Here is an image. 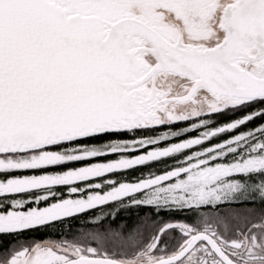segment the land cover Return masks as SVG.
<instances>
[{
	"label": "snow or ice",
	"instance_id": "obj_1",
	"mask_svg": "<svg viewBox=\"0 0 264 264\" xmlns=\"http://www.w3.org/2000/svg\"><path fill=\"white\" fill-rule=\"evenodd\" d=\"M262 153L264 0H0V264H94V242L13 250L3 238L41 230L45 215L114 223L98 213L157 207L144 200L187 176L179 168ZM136 169L148 172L119 178ZM236 203L264 213V201ZM176 223L152 233L153 251L184 235ZM131 232L117 226L108 243Z\"/></svg>",
	"mask_w": 264,
	"mask_h": 264
},
{
	"label": "trees",
	"instance_id": "obj_2",
	"mask_svg": "<svg viewBox=\"0 0 264 264\" xmlns=\"http://www.w3.org/2000/svg\"><path fill=\"white\" fill-rule=\"evenodd\" d=\"M237 115H240L237 113ZM231 116L216 117L217 122H223L230 119ZM261 121L257 119L254 124H250L247 127L252 128L254 125H260ZM184 124L176 125L174 127H185ZM166 128L157 129V134L160 131H165ZM197 133H190L188 136H194ZM188 136L181 137L179 139H186ZM225 137L221 136L218 139L223 140ZM176 142V141H173ZM218 142L213 140L209 142L214 144ZM197 161L188 165L187 168H179L173 175H179L180 172H186L187 176L201 168L196 166ZM168 167L172 166L169 162ZM164 166H155L151 170L157 171ZM148 169H136L131 172L120 174V179L135 180L141 178V173L147 174ZM259 175L248 176H234L231 180H234L237 184L236 187L232 184V188H235V192L231 194L230 198H223L220 202H209L191 204V202H182L177 197L170 199L169 189L174 184H168L167 186H161L156 188L145 200V203H153L157 207H135L131 203L121 204L109 208L105 212L98 213L101 216H108L109 212L112 213L115 222L111 220H105L103 224L97 226L94 217H88L87 219H73L68 217L66 219H56L54 223H44L43 228L38 231L25 233L18 236L4 237L3 244L5 247L11 245L14 249L23 246L25 243H32L34 241L47 240V243L54 245H67L76 244L90 248L93 242L95 243V249L106 257L114 260L128 259L136 256L139 252L143 251L153 240L152 233L157 229H163L167 224H171L172 221H176L180 224H185L195 230H203L204 228H214L222 234V239L225 241L233 240L236 237L248 232L245 228L248 227L247 219H256L257 221H263L264 213L257 210L256 206L240 208L236 202L244 200H255L257 202L264 201V170ZM185 176L184 179L187 177ZM182 179H177V184ZM253 180L257 182H253ZM219 185V184H218ZM226 186V185H225ZM219 187V186H215ZM177 195V193H176ZM221 194H219V197ZM242 196V197H241ZM186 205H185V204ZM191 205V206H190ZM119 210V214L116 215V210ZM178 209L181 210L186 216L195 217V221L192 224L184 223L183 217L170 216L169 210ZM251 212L253 215L249 217L243 212ZM222 213H227L223 215ZM243 214V216H242ZM237 217V219H236ZM243 218H246L243 220ZM243 220V221H241ZM111 224L109 233H104L101 229H104ZM127 225L128 229H132L130 238L128 241L118 240L115 244H109L108 241L113 239L112 233L117 230V226ZM133 225H136L133 228ZM254 231V229L252 230ZM177 237H180L177 239ZM177 239V240H176ZM170 243L168 245H181L183 238L177 232H169L168 239ZM166 241V242H167ZM179 245V246H180ZM178 246V247H179ZM180 251V249L178 250ZM176 250V253L178 252ZM5 254H0L4 256Z\"/></svg>",
	"mask_w": 264,
	"mask_h": 264
},
{
	"label": "rangeland",
	"instance_id": "obj_3",
	"mask_svg": "<svg viewBox=\"0 0 264 264\" xmlns=\"http://www.w3.org/2000/svg\"><path fill=\"white\" fill-rule=\"evenodd\" d=\"M217 155H223V153H217ZM196 161L198 163L196 166H204L198 168V170H194V172L189 174L185 179L183 178L177 184L172 185L169 189V194L171 195L170 199L177 197L182 200V202H191V204L194 203V205L200 202H220L223 198H230L231 194L235 192L236 189L232 188V184L235 185L238 182L236 183L234 180H231L232 177L236 176L234 175L235 173L242 172L247 174L264 170V153L248 156L246 159H243V162L236 161L235 163H217L215 165H209L206 159ZM216 185L219 187H215ZM236 186L237 185H235V187ZM219 194H221L220 197ZM243 213L247 214L248 217L253 215L251 212L247 211ZM49 219L56 220L60 218L45 215L35 222L44 224ZM245 219L246 218H243V220ZM262 222L263 221H257L256 219H247V224L245 225H248V227L245 228L244 231L251 227L250 230L240 235V237L227 241L222 239V234L214 228H204L199 231L185 224L176 223L173 226L179 227L184 233V235H181L183 241L181 245L179 244L180 246L168 245L166 243L170 242L167 241L160 247L159 251H153L156 247L154 239L143 251L136 254V256L128 259H120L118 261L129 264H148L156 262L162 258H168L176 254V250L178 251L186 241L185 236L190 238L197 233L207 232L213 236L218 244L231 254L233 259L239 261L241 264H264V224ZM253 229L254 231H252ZM179 238L180 237H177V239ZM59 246L51 243H47L46 245V247L49 248ZM85 249L88 248L76 244H67L65 247V251L82 252ZM92 250L98 253L97 257H106V255L100 254L95 248ZM198 253H204L205 255L200 256L197 260ZM19 259L23 260V256H19ZM179 264H222V262L212 254L205 243H200L196 249Z\"/></svg>",
	"mask_w": 264,
	"mask_h": 264
},
{
	"label": "water",
	"instance_id": "obj_4",
	"mask_svg": "<svg viewBox=\"0 0 264 264\" xmlns=\"http://www.w3.org/2000/svg\"><path fill=\"white\" fill-rule=\"evenodd\" d=\"M206 241L205 243L209 249L215 254L223 264H236L231 261L224 251L221 249L217 241L213 238L210 233L200 232L190 237L182 246L179 252L175 255L158 260L156 262L148 263V264H179L183 260H185L195 249L196 247ZM83 259L87 260L89 257H83ZM94 264H128L122 261L114 260L107 257H97L94 261Z\"/></svg>",
	"mask_w": 264,
	"mask_h": 264
},
{
	"label": "flooded vegetation",
	"instance_id": "obj_5",
	"mask_svg": "<svg viewBox=\"0 0 264 264\" xmlns=\"http://www.w3.org/2000/svg\"><path fill=\"white\" fill-rule=\"evenodd\" d=\"M188 240V239H187ZM186 240V241H187ZM185 241V242H186ZM184 242V243H185ZM184 245V244H183ZM219 246L221 247V249L224 251V253L227 255V257L231 260V261H233L234 263H236V264H241L239 261H237V260H235V259H233V257L231 256V254L230 253H228V251L224 248V247H222L220 244H219ZM182 248V247H181ZM180 248V249H181ZM210 250V249H209ZM211 251V250H210ZM179 252V251H178ZM212 252V251H211ZM212 254H213V252H212ZM175 255V254H174ZM215 257H217L215 254H213ZM218 258V257H217ZM162 259H164V258H162ZM219 259V258H218ZM161 260V259H160ZM220 260V259H219ZM129 264V263H128ZM223 264V263H222Z\"/></svg>",
	"mask_w": 264,
	"mask_h": 264
}]
</instances>
